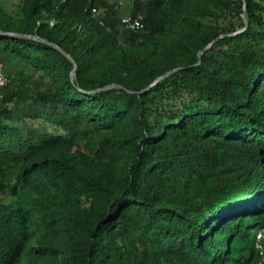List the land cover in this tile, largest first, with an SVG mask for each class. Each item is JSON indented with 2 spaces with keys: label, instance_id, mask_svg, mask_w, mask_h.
I'll return each mask as SVG.
<instances>
[{
  "label": "trees",
  "instance_id": "obj_1",
  "mask_svg": "<svg viewBox=\"0 0 264 264\" xmlns=\"http://www.w3.org/2000/svg\"><path fill=\"white\" fill-rule=\"evenodd\" d=\"M19 2L0 62L45 87L0 67V264H256L264 0H135L136 33L105 0ZM228 12L238 29L204 22Z\"/></svg>",
  "mask_w": 264,
  "mask_h": 264
},
{
  "label": "rangeland",
  "instance_id": "obj_2",
  "mask_svg": "<svg viewBox=\"0 0 264 264\" xmlns=\"http://www.w3.org/2000/svg\"><path fill=\"white\" fill-rule=\"evenodd\" d=\"M144 1V0H142ZM135 0H124V5L119 9L120 20L124 17L130 15V11L134 5ZM20 6L19 0H0V7L4 8L9 13L16 15L18 13V7ZM244 17V16H242ZM205 23L222 26L227 29L233 30L238 29L240 27V22L238 18L232 13L228 12L226 15H222L214 21L204 20ZM123 32H126L125 29L122 28ZM3 65L6 66L8 74L13 78V80L17 79L18 70H24L26 75L32 77V81L30 84V88L32 89V93L34 94L37 90L43 89L45 87L44 82L39 78V74L36 73L31 67L27 66L23 63L13 64L8 63L5 60H1L0 67ZM30 104L29 98L26 99H17L14 104V108L17 111L16 116H26L28 113V106ZM24 119V126L31 130H36L41 133H49V134H61L62 132L56 130L54 127L50 125L44 124L41 120H33L28 117Z\"/></svg>",
  "mask_w": 264,
  "mask_h": 264
},
{
  "label": "built area",
  "instance_id": "obj_3",
  "mask_svg": "<svg viewBox=\"0 0 264 264\" xmlns=\"http://www.w3.org/2000/svg\"><path fill=\"white\" fill-rule=\"evenodd\" d=\"M110 6L121 8L124 0H105ZM93 17L97 18L101 25H104L103 18L106 16L105 9H92ZM121 27L129 32H140L144 30V16L138 13L135 16L129 15L120 20ZM9 77L0 68V102L2 100V91L10 85ZM255 248L258 253V261L256 264H264V229L255 232Z\"/></svg>",
  "mask_w": 264,
  "mask_h": 264
},
{
  "label": "water",
  "instance_id": "obj_4",
  "mask_svg": "<svg viewBox=\"0 0 264 264\" xmlns=\"http://www.w3.org/2000/svg\"><path fill=\"white\" fill-rule=\"evenodd\" d=\"M246 28H247V22H246ZM244 30L240 31V32H237L235 34H231V35H223L222 37H225V36H233V35H237L241 32H243ZM212 44L210 46H208L207 48L204 49V51L208 50L209 48H211ZM200 63V62H199ZM75 72H76V68L74 69V71L72 72V76L74 77L75 76Z\"/></svg>",
  "mask_w": 264,
  "mask_h": 264
}]
</instances>
